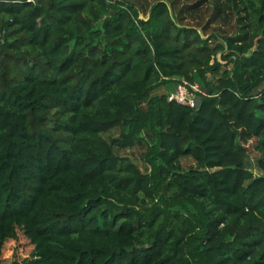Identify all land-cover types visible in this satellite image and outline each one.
<instances>
[{
	"label": "trees",
	"instance_id": "16d2710c",
	"mask_svg": "<svg viewBox=\"0 0 264 264\" xmlns=\"http://www.w3.org/2000/svg\"><path fill=\"white\" fill-rule=\"evenodd\" d=\"M144 1L0 0V264H264V0L225 38Z\"/></svg>",
	"mask_w": 264,
	"mask_h": 264
},
{
	"label": "rangeland",
	"instance_id": "374dc122",
	"mask_svg": "<svg viewBox=\"0 0 264 264\" xmlns=\"http://www.w3.org/2000/svg\"><path fill=\"white\" fill-rule=\"evenodd\" d=\"M183 1L192 2L191 0H177V5L180 6L181 4H183ZM153 2L154 0H149L139 4L137 3L138 7L140 8L138 10L139 17L144 16L145 8L151 6ZM217 9H220L221 11H218ZM246 10L247 9L245 8L244 2H242L241 0H220L218 2L209 1L195 14L191 16L188 15L183 24L186 23L194 25L197 27V29H199V32H202V26L208 23L207 36L210 33L222 36L224 38L228 36H235L243 30L245 26L244 24H246L247 22L246 19L248 14ZM215 11L219 16V19L217 21H214L212 17V13ZM231 66V63H225L222 69H230ZM178 83V80L166 82L160 84V86L154 89V91L158 94L164 93L168 95L171 91H173L174 87ZM193 85L197 88L196 94L199 91L203 92V89L198 82L194 83ZM140 136L142 135L140 134ZM147 145L148 140L146 138L139 139L136 141L134 147L121 152L120 155L122 157H127L129 160L135 163L140 168V170L144 172H150L151 166H149L148 163L145 164L144 158L142 157L143 152L147 150ZM261 154L262 153L260 150H254L253 152L249 153L244 160V165L249 168L255 175L259 174V171L257 169V159L261 156ZM186 163L187 162H185V164ZM12 251L19 254L26 253L20 249H17L14 244H11L9 250L5 254L4 260H7V256ZM27 260L28 261L26 264H41V256L37 253V251L33 254L29 253Z\"/></svg>",
	"mask_w": 264,
	"mask_h": 264
},
{
	"label": "built area",
	"instance_id": "2783aa9c",
	"mask_svg": "<svg viewBox=\"0 0 264 264\" xmlns=\"http://www.w3.org/2000/svg\"><path fill=\"white\" fill-rule=\"evenodd\" d=\"M196 91V86L188 83L185 80H181L178 84H176L173 91H171L166 98L168 101H174L190 108H197L199 97L197 96ZM197 93L201 92L199 91Z\"/></svg>",
	"mask_w": 264,
	"mask_h": 264
},
{
	"label": "water",
	"instance_id": "95a60500",
	"mask_svg": "<svg viewBox=\"0 0 264 264\" xmlns=\"http://www.w3.org/2000/svg\"><path fill=\"white\" fill-rule=\"evenodd\" d=\"M1 1H18V2H25V1H31V0H1Z\"/></svg>",
	"mask_w": 264,
	"mask_h": 264
}]
</instances>
